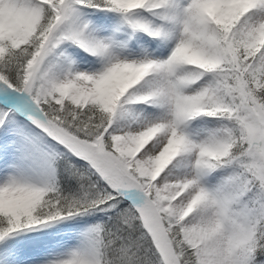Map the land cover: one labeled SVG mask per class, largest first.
Listing matches in <instances>:
<instances>
[{
    "label": "snow or ice",
    "instance_id": "6c2138e0",
    "mask_svg": "<svg viewBox=\"0 0 264 264\" xmlns=\"http://www.w3.org/2000/svg\"><path fill=\"white\" fill-rule=\"evenodd\" d=\"M0 264H264V0H0Z\"/></svg>",
    "mask_w": 264,
    "mask_h": 264
}]
</instances>
